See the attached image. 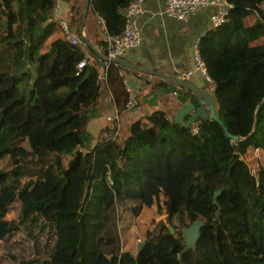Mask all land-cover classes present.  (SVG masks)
<instances>
[{
    "label": "trees",
    "instance_id": "1",
    "mask_svg": "<svg viewBox=\"0 0 264 264\" xmlns=\"http://www.w3.org/2000/svg\"><path fill=\"white\" fill-rule=\"evenodd\" d=\"M128 1L89 0L86 16L118 34ZM227 1L225 20L200 34L198 56L219 120L239 139L213 120L191 133L154 110L121 141L111 128L93 143L86 126L99 76L119 114L124 68L88 62L87 43L65 39L52 17L55 0H0V264H264V170L248 174L242 158L264 152V11L262 0ZM250 13L257 18L244 25ZM93 47L102 54V37ZM160 83L179 103L190 97ZM163 186L171 216L203 222L194 247L166 229L134 255L122 251L119 217L137 216Z\"/></svg>",
    "mask_w": 264,
    "mask_h": 264
},
{
    "label": "crops",
    "instance_id": "2",
    "mask_svg": "<svg viewBox=\"0 0 264 264\" xmlns=\"http://www.w3.org/2000/svg\"><path fill=\"white\" fill-rule=\"evenodd\" d=\"M80 2L83 4V0H55V4L51 10V15L57 20L59 18H66L70 20L71 15L75 12V5L78 6ZM143 7V12L140 13L138 18L140 40L135 47L130 48L129 50L127 49L122 58L130 63L139 66H146L165 74H182L183 72L190 70L192 64L188 60L187 56L190 42H192L191 40L201 34L205 29L207 24L208 9H203L198 12L195 18L191 20V30L188 31L186 29V24L158 14V11L163 8L162 0H143ZM260 7L264 6L260 4ZM90 16V22L93 24L94 13H90ZM71 28L74 32H76L74 26H71ZM83 33L93 46L95 40L91 36L86 18L83 26ZM84 52L88 62H94L89 51L84 50ZM121 73L123 74L124 71H121ZM135 75L137 79L143 80L139 77L138 73L135 72ZM148 78L149 80L145 79L143 82L150 83L151 86L149 87H146L143 84L135 85L134 81L136 80L133 81L134 78L131 80L126 78L136 91V99L135 109L131 111L124 110L126 117L131 118L129 122H126L124 115L121 116L123 126L125 124L127 127L130 122H132V118L134 117L133 115H136L137 118H139L154 110L164 111L166 116L172 119V115L175 111L173 112V109L170 111V108L166 107L167 102H162L163 99L161 98L164 90L166 91L168 86L160 83L161 80L158 78ZM188 80L198 87L205 88L212 98L211 87L200 75L197 76L194 73L188 78ZM100 86L97 101L92 108L91 118L86 126L87 132L91 135L94 141L101 130L111 129L110 124L105 122V116L111 112V106H113L110 102L111 93L106 85ZM181 91L189 94L186 90L181 89ZM173 92H175V96H177L178 92L170 91L171 94H173ZM178 104L180 103L177 100V105ZM120 112L123 111L120 110ZM119 115L120 113L118 116ZM118 129L121 130L120 123H118ZM118 129L116 131L117 136L120 131Z\"/></svg>",
    "mask_w": 264,
    "mask_h": 264
},
{
    "label": "built area",
    "instance_id": "3",
    "mask_svg": "<svg viewBox=\"0 0 264 264\" xmlns=\"http://www.w3.org/2000/svg\"><path fill=\"white\" fill-rule=\"evenodd\" d=\"M163 8L158 11L159 15L172 18L181 23L190 22L200 10L208 9L207 24L205 29L212 28L220 25L227 14L228 9L231 7L230 2L227 0H162ZM143 0H129L123 11V27L122 30L115 35H109L106 32L104 19L96 14L95 22L102 30V36L104 41V48L102 50V56L105 58L103 66L112 59L122 57L124 50L133 48L138 44L140 40V27L138 18L141 12H143ZM58 27L65 39L69 40L73 44H78L80 38L78 33L71 31L67 21L64 18L57 20ZM204 29V30H205ZM203 30V31H204ZM202 31V32H203ZM197 35L191 42L190 47L192 50V67L190 70L179 73L180 78L188 79L193 73L198 72L203 80L209 84L211 83L208 78L205 67L198 56V38ZM87 59V58H86ZM84 59L78 62L76 69L79 70L84 66ZM119 75L122 79V85L124 92L126 93V100L124 107L126 110L135 109L136 91L131 86L130 82L127 81L126 77L121 72ZM100 85L104 86V72L99 76ZM175 95L176 93L173 92ZM105 122L110 124L111 128L116 131L118 129V111L113 107V111L105 116ZM191 133L196 132V124L191 125Z\"/></svg>",
    "mask_w": 264,
    "mask_h": 264
},
{
    "label": "rangeland",
    "instance_id": "4",
    "mask_svg": "<svg viewBox=\"0 0 264 264\" xmlns=\"http://www.w3.org/2000/svg\"><path fill=\"white\" fill-rule=\"evenodd\" d=\"M262 6H264V0L261 2ZM75 12L73 15H71L70 20L64 18L71 31V26L76 27V25H79V21L81 18L82 13V2L76 6ZM262 10L264 11V7H262ZM90 12L87 14V22L89 25V30L91 33L92 38L97 41L98 38L102 37V32L98 26V24L95 22L96 13H94V23L90 22ZM195 18V17H194ZM257 18L256 13H250L247 16L243 18V24L249 25L254 22V20ZM57 22V20H56ZM190 22L186 23V29L188 31L191 30ZM192 41V40H191ZM191 44V42H190ZM129 50V49H128ZM126 50L123 51L122 56ZM188 60L192 63V50L191 47L188 49ZM88 61V60H87ZM124 77H126L128 80H131L132 78L135 85L143 84L146 87L151 86L150 83L143 82V80L137 79L133 75L134 72L131 70H123ZM126 72V73H125ZM194 74V73H193ZM195 75L199 76L200 74L198 72H195ZM170 88H167V90H164L163 95L161 98L163 99L162 102H167L166 107L170 108L171 111L173 109V112L176 110L177 106V97L170 93L171 90H168ZM179 102V101H178ZM126 110V109H124ZM123 112H120V115L118 116V123L121 124V130L118 132L117 139L121 141L126 135L128 126L126 127L125 124L123 126L121 116L124 115L126 122H129L131 118H127L126 114ZM111 107V112H112ZM133 120H136L137 116L133 115ZM132 117V116H131ZM132 120V121H133ZM94 141V140H93ZM80 151H83V148H78ZM246 163V169L248 174H254L256 175L258 170H264V152L260 149H255L249 151L246 155L242 156ZM221 187L220 185L213 184L212 188L213 190H217ZM171 198L169 195L168 190L165 186H163L160 191L156 194H151L148 198V203L146 206H142L141 211L137 216L130 215L128 211L124 212L120 217L118 221V232H119V241H120V248L122 251H128L131 254L136 253V247L138 244L142 243L144 239L154 238L156 239L160 234H164L166 229L173 228V236L175 238L181 237L179 230L181 228H185L190 225L191 221H189L182 213H176L171 216ZM183 243V242H182ZM3 252V246L0 242V259L2 258L1 253Z\"/></svg>",
    "mask_w": 264,
    "mask_h": 264
},
{
    "label": "water",
    "instance_id": "5",
    "mask_svg": "<svg viewBox=\"0 0 264 264\" xmlns=\"http://www.w3.org/2000/svg\"><path fill=\"white\" fill-rule=\"evenodd\" d=\"M88 2L89 0H83L82 13L78 25V35L79 38L87 43V46L91 49L92 60L98 67H102L103 63L105 62V58L92 46V44L83 33V25L86 18ZM109 62L117 64L126 70H131L138 73L139 77L143 80H149L148 77H154L179 89L188 91L190 97L181 102L172 115V122L174 124L186 128L203 120H213L221 126L226 137H228L232 141H237L239 139L238 136H232L227 132L226 128L219 120L212 98L205 88L196 86L188 79L180 78L179 74H165L162 72H158L146 66H139L130 63L122 57L112 59ZM220 192L221 188L212 192V202H214L215 197L219 195ZM202 225L203 222L197 219L192 221L189 226L181 228L179 230L180 234L182 235L184 250L194 247L199 236V230ZM168 232L170 234H173V228H168ZM141 246L142 243L137 245L136 253L140 250Z\"/></svg>",
    "mask_w": 264,
    "mask_h": 264
},
{
    "label": "clouds",
    "instance_id": "6",
    "mask_svg": "<svg viewBox=\"0 0 264 264\" xmlns=\"http://www.w3.org/2000/svg\"><path fill=\"white\" fill-rule=\"evenodd\" d=\"M197 125V124H196Z\"/></svg>",
    "mask_w": 264,
    "mask_h": 264
}]
</instances>
